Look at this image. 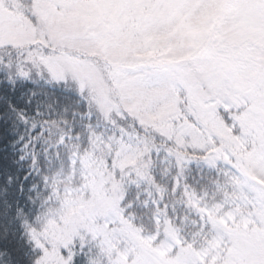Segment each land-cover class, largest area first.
Here are the masks:
<instances>
[{
  "label": "snow or ice",
  "instance_id": "snow-or-ice-1",
  "mask_svg": "<svg viewBox=\"0 0 264 264\" xmlns=\"http://www.w3.org/2000/svg\"><path fill=\"white\" fill-rule=\"evenodd\" d=\"M0 264H264V0H0Z\"/></svg>",
  "mask_w": 264,
  "mask_h": 264
}]
</instances>
